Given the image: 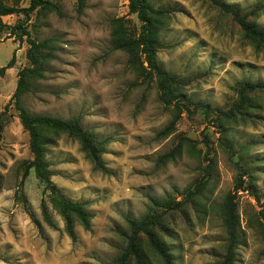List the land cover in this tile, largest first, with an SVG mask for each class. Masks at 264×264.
<instances>
[{
    "label": "rangeland",
    "instance_id": "1",
    "mask_svg": "<svg viewBox=\"0 0 264 264\" xmlns=\"http://www.w3.org/2000/svg\"><path fill=\"white\" fill-rule=\"evenodd\" d=\"M50 1L61 14L38 9L28 18L20 13L2 17L0 66L13 54L15 60L0 77L5 124L0 141V264H111L125 245L126 218L141 222L157 210L151 199L166 197L185 200L155 228L172 264H218L228 240L222 205L240 174L254 184L260 201L254 192L237 193L239 244L233 264H264V89L250 93L243 112L234 120L221 119V127L214 113L180 112L160 101L155 81L136 74L126 51L113 48L119 27L130 35L140 31L129 0H84L81 9L79 0ZM223 1L241 13L255 10L248 20L264 29V0ZM150 2L170 10L158 23L164 46L157 59L182 77L188 97L227 111L238 99L236 82L248 78L264 83V50L212 0ZM18 24L33 39H55L54 58L33 91L24 95L25 107L38 115L79 117L103 144L105 169H99L78 139L41 130L49 137L46 158L53 185L92 214L89 229L74 222V237L34 168L23 180L33 155L29 133L11 102L19 72L28 65L27 37L11 33ZM197 187L198 194L187 198V190ZM43 204L55 227L44 220ZM140 248L146 264H164L144 235Z\"/></svg>",
    "mask_w": 264,
    "mask_h": 264
},
{
    "label": "trees",
    "instance_id": "2",
    "mask_svg": "<svg viewBox=\"0 0 264 264\" xmlns=\"http://www.w3.org/2000/svg\"><path fill=\"white\" fill-rule=\"evenodd\" d=\"M222 11L231 15L240 25L243 34L247 37L257 49L264 50V29L258 28L254 22L248 20L255 10L241 13L234 5L223 0H212ZM80 9L84 6V0H79ZM129 11L137 15L141 26L138 34L130 35L119 27L113 36V48L124 50L129 54V65L144 81H155L159 93V99L164 105H174L180 112L185 110L191 113L195 110H201L206 115L216 114L219 120V127L223 126L221 119L234 120L240 115L249 103L250 93L258 89H264V83L251 81L244 78L236 82L234 90L237 92L238 99L233 108L224 111L218 107H212L210 104L193 100L188 97L184 91L185 81L182 77L170 70L162 67L157 59L158 50L164 46L158 32V23L161 17L170 13L168 8H157L150 0H129ZM54 9L61 14L60 7L50 0H30L28 7H17L10 5L5 0H0V30L4 27L2 17L15 13L23 14L26 18L35 10ZM11 33L17 35L20 39L27 37L29 47L26 55L28 65L20 70L16 90L12 96L11 102L18 110V117L23 128L30 136V150L33 158L27 164L23 175V180L27 176L29 169L34 168L36 177L44 183L49 192V202L60 212L65 223L68 234L75 235L74 222H79L84 228L89 229L91 225L92 214L85 208L84 203L70 201L66 199L53 185L49 161L46 158L47 144L49 137L44 136L41 130L51 132H65L80 142L82 149L87 156L99 169H105L102 161V142L94 137L92 133L85 130L79 117L62 119L49 115H38L31 113L23 103L25 94L32 92L36 83L43 77L46 66L54 54L51 52L54 48V38H45L38 41L29 35V31L24 25H15L11 28ZM15 54L4 66H0V77L5 71L13 66ZM191 107L193 109H191ZM4 112L0 113V141L4 130V121L2 119ZM243 174L236 179L234 192H230L222 205L223 221L228 236L226 253L218 264H233L235 260V251L239 244V224L240 216L237 205V193L240 191L254 192L256 189L253 183L246 182ZM23 180L21 186L23 185ZM199 192L196 190H187L186 197L192 198ZM257 194V193H256ZM256 199L260 201V197ZM151 203L157 210L141 222L127 217L128 230L123 232L125 245L111 264H146V260L140 248L141 235L147 239L148 245L164 261V264H172L169 250L157 239L155 228L159 227L164 219V214L168 210L179 209L185 205V200L179 201L173 198L151 199ZM161 209V210H158ZM42 213L47 224L55 227L47 205L43 204ZM264 219V206L260 211ZM38 223V222H37ZM39 224V223H38Z\"/></svg>",
    "mask_w": 264,
    "mask_h": 264
}]
</instances>
